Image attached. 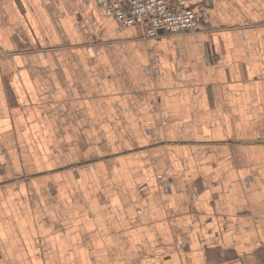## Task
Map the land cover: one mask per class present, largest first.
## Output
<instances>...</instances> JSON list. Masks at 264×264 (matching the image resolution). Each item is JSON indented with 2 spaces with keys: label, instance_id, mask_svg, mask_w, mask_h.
<instances>
[{
  "label": "crops",
  "instance_id": "crops-1",
  "mask_svg": "<svg viewBox=\"0 0 264 264\" xmlns=\"http://www.w3.org/2000/svg\"><path fill=\"white\" fill-rule=\"evenodd\" d=\"M190 7L0 0V264H264V0Z\"/></svg>",
  "mask_w": 264,
  "mask_h": 264
},
{
  "label": "built area",
  "instance_id": "built-area-1",
  "mask_svg": "<svg viewBox=\"0 0 264 264\" xmlns=\"http://www.w3.org/2000/svg\"><path fill=\"white\" fill-rule=\"evenodd\" d=\"M192 0H96L106 16L112 17L118 24V31L134 27L147 26L146 34L150 38L162 35H180L201 30L199 14L207 17V8L197 12L191 9ZM170 191V185H165Z\"/></svg>",
  "mask_w": 264,
  "mask_h": 264
},
{
  "label": "rangeland",
  "instance_id": "rangeland-1",
  "mask_svg": "<svg viewBox=\"0 0 264 264\" xmlns=\"http://www.w3.org/2000/svg\"><path fill=\"white\" fill-rule=\"evenodd\" d=\"M154 72H155L156 75L159 74V71H158L157 69H156ZM166 184H167V183H166ZM166 184H165V185H166ZM165 185H164V187H165Z\"/></svg>",
  "mask_w": 264,
  "mask_h": 264
},
{
  "label": "water",
  "instance_id": "water-1",
  "mask_svg": "<svg viewBox=\"0 0 264 264\" xmlns=\"http://www.w3.org/2000/svg\"><path fill=\"white\" fill-rule=\"evenodd\" d=\"M161 34L163 33V32H160Z\"/></svg>",
  "mask_w": 264,
  "mask_h": 264
}]
</instances>
